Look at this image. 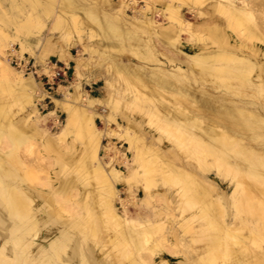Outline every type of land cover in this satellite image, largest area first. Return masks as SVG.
Returning <instances> with one entry per match:
<instances>
[{
	"label": "bare ground",
	"instance_id": "6f19581e",
	"mask_svg": "<svg viewBox=\"0 0 264 264\" xmlns=\"http://www.w3.org/2000/svg\"><path fill=\"white\" fill-rule=\"evenodd\" d=\"M162 1L166 8L161 11L153 3L154 0L148 1L151 2L150 5L141 6L137 0H103L116 9L120 19L118 23L107 12L93 5L81 3L80 0H63V5L70 8L68 11L72 13L70 18L75 28H78L75 11L77 8L83 9L85 16L89 17L87 19L96 28L99 27L104 36L123 35L127 41L134 43L130 46L119 41V44L114 45L120 50L130 46L138 61H116L114 65L117 73H125L123 75H127L126 82H132L129 84L133 85L134 96L128 98L126 103L130 108L136 105L147 118L131 119L128 118L129 115H124L128 122L124 127L110 112L102 114L97 110L99 105L107 103L117 107L118 102H115L113 92L110 91L109 97L86 93L80 81H76L70 85H59L62 97L54 99L57 107L66 111L67 118L58 132H51L47 120H58L56 109L43 114L36 107V94L44 90L43 83L24 68L16 70L11 57L5 52L9 42L17 41L22 48L18 53L20 56H24V51L34 54L29 38L39 35L45 25L35 30L37 24L34 25L32 13L27 12L26 18L20 22V26L25 29L24 39L18 34L13 36L0 26V93L7 89L10 90L8 95L11 93L16 102L19 97L22 98L20 104L16 105H20L18 111H12L11 104L0 97V264H171L161 251L173 248L171 253L175 252L173 242L182 236L180 229L183 234H199L205 243L203 250L196 254L195 261L184 262L180 259L177 264H264V248L250 250L247 242L254 240L256 236H264V101L261 100L264 97L259 96L264 91V49L255 44L251 52L234 48H220L210 52L205 45L196 42L202 40L196 34V27L200 24L207 25L205 29L216 38L215 41L226 40L229 34L220 28V24L224 22L242 24L240 28L244 24L248 26V34H257L260 39L257 38L264 42V31L258 28L261 23L257 20L256 24L254 20V5L251 8L256 1L251 4L252 0ZM258 1L257 7L263 2ZM184 4L193 8L196 15L203 17L200 24L183 16L181 7ZM129 5L134 11L133 23L147 37L156 40L154 46L148 38L124 26L121 19H128L125 10ZM257 38L254 40H258ZM43 45L63 61L75 60L77 79L81 78L83 69H88L84 68L87 66L86 60L80 55L75 57L68 48L51 46L49 39ZM13 51L16 53L15 47ZM36 55L42 59L45 71L51 75L48 60L43 59V54ZM218 58L226 62L216 67ZM230 73L243 82L241 85L253 88V92H245L248 88L242 89L234 85V82L232 84L234 76L231 79L228 76ZM112 82L109 84L114 85L117 79L114 84ZM118 96L119 94L116 97ZM97 117L106 122L105 128L99 127ZM112 119L117 123L116 128L110 127ZM143 122L150 125L155 122L158 131L163 129L162 131L170 134L172 129L176 130L177 133L172 134L176 137L172 140L176 144H160L152 139L147 142ZM74 130L77 134L75 136L84 140L82 147L85 146L83 151L86 152V155L79 157L76 166L78 170L86 173L89 171L95 176L98 185L92 184V188H82V192H78L77 188L80 186L77 185L76 178L72 179L66 174L65 177H59L55 184L51 183L49 190L25 183L32 163L27 160L29 157H22L19 147L27 142L32 143V140L29 141L30 137L36 136L44 138L48 145H55L60 141L64 142ZM113 135L123 137L128 143V149H134L133 157L138 163L137 167L129 164L126 154L117 149L115 142H110L108 146L103 143L105 136ZM156 138L162 140L160 136ZM65 146L69 152V146ZM27 149L30 151L28 146ZM111 151L114 155H111ZM164 155H200L203 158L206 155L213 156L217 177L227 180V185L231 184V191L229 185L220 186L217 179L215 182L209 174L200 173L187 163L178 164L174 160L165 162ZM36 158L43 162L41 155ZM74 158L67 153L56 160L67 170L68 161ZM115 162L125 164L128 171L124 172ZM210 162L211 160L207 163ZM81 177L85 178L84 173ZM44 181L49 184L50 179ZM118 182L128 184L127 198L122 196ZM159 182L164 186L153 190ZM139 183L142 184V193L147 199L156 195L158 198H165L167 204L175 203L178 206V214L168 211L169 209L166 211L174 220L171 228L164 230L162 218L154 217L152 213L139 208L141 205L137 204L135 196V186ZM166 185L169 187L166 188ZM173 186L175 190L172 195ZM69 192L76 196L79 210L75 209L76 212H70L71 215L67 217L53 203L61 207L66 203V206L72 207V198L68 200L65 197V193ZM117 201L122 203L123 210H119ZM226 203L230 205L232 212H228ZM131 206L139 209L132 211ZM187 206L193 210L188 211ZM101 232H107L106 242H110V248H105L106 243L98 247V242H101L98 238L103 235ZM235 232H238L237 235ZM154 234H158L156 240L159 242L146 245L145 241ZM230 242L240 245L236 249L240 256L235 255L233 260L229 259L230 251L234 250H229ZM251 251L255 258L250 260L247 255ZM221 256L224 258L219 260Z\"/></svg>",
	"mask_w": 264,
	"mask_h": 264
},
{
	"label": "rangeland",
	"instance_id": "374dc122",
	"mask_svg": "<svg viewBox=\"0 0 264 264\" xmlns=\"http://www.w3.org/2000/svg\"><path fill=\"white\" fill-rule=\"evenodd\" d=\"M57 1H58V3H57ZM148 1L149 0H137L139 6L145 5V4L150 5L151 2H148ZM253 1L254 0L250 1V4H251V2L253 3ZM255 1H256V3L254 2L251 5V8L254 5V8H252V11L255 14V16H254L255 19L254 20L256 21V24H257V20L260 21L259 23H261V25L258 23L260 25V26L258 25V28H260L259 30L264 31V19H263L264 18V12H263L264 11V4H263L264 0H259V1L255 0ZM257 1L258 2L263 1V2H260L262 4L259 3L258 4L259 6L257 7L256 6L257 5ZM20 2H21V0H6V1L0 0V26L3 27L9 33H11L13 36L18 34V35H20V37L22 39H24V35L23 34H24V30L25 29L22 26H20V22H22V20H24L28 14L32 13L33 19L35 21L34 25L37 24V27H35V30L38 29V27H40L41 25H43V24L45 25V27L43 28L42 32L39 35L32 36V37L29 38V41H31V45H32L33 49L35 50V53L33 54V52H31V51H24L23 54L27 58L33 59L37 64H40V71H39L40 75L34 74V76H35V78L38 81H41L43 83V89L44 90L40 91V93L36 94V98L35 99L37 101L36 102L37 103L36 104L37 109L40 112H42L43 114L48 112L51 109H56V113L58 114V120L57 121H55L53 118H49L47 120V125L49 126V129H50L51 132H55V133L58 132L60 130L61 126L64 124V122H66V118H67L66 111L62 110L61 107H57L56 101L54 99V98H61L62 97V90L59 89V85L60 84L70 85V84H72V83H74L76 81H80L82 89L86 93L96 94V95H100L102 97H109L110 91L113 92L114 93L113 94V98H114L115 102H118L117 107L115 105L114 106L113 105H108V103H107V105L106 104L99 105L97 110L100 113L103 112L102 114H105V113L109 114V112H110L111 116L113 114L112 117H114L116 119V121H119L123 127L128 125L126 117L125 118L123 117L124 115H126L127 117L129 115L128 118H131V119H136V118L139 119L140 117L141 118H143V117L145 118L146 117V116H144V114H142L143 111H140L136 105H135V107L132 106L133 108H130L131 106L129 107V104L126 103L128 98H130L131 96H134V94L132 92L133 85L129 84V83H132V82H129V81L126 82V80H125L126 78L125 77L127 75H123L125 73H123V74L117 73V71L115 70V65H114V63L116 61H118V62L119 61H121V62H127V61L128 62H132V61L137 62L138 61L137 56L132 52V49L129 48L130 46H132L131 44H134V43H131V42L127 41L123 35H105L104 36L102 34L101 30L99 29V27L96 28V25L93 22L91 23L90 19H87L89 17L85 16L86 13L84 12L83 9H79L78 10V8H77L76 10L78 11V13H77V11H75V14L78 16V28H75L73 26V22H72V20L70 18L72 13L70 11H68V10H70V8L63 5L64 4L63 0L62 1H59V0H43V1L42 0H38V1L37 0H27V1L26 0H22V2L21 3ZM33 2H34V4H32ZM80 2L84 3V4L93 5V6L97 7L98 9H100L101 11L107 12L109 15H111L113 17L115 22L120 21V19L118 18V14H117L116 9L114 7H111V6H108L107 4H105L103 2V0H80ZM127 2H130V0H127ZM174 2H177V0H174ZM153 3L155 4V6L161 8L160 9L161 11L164 8H166L165 5H164V2L162 0H154ZM35 5H37V6H35ZM130 5L126 8L127 10H125L126 11V17L128 19L123 18V19H121V21L124 22V26L125 27H128L129 29H132V30L134 29L137 33H140L142 36L148 38L150 40L151 44L154 46L156 40L154 41L152 38L147 37L145 35V33L141 29H138L135 26V24H134L135 22L133 21L134 11H133L132 6H130ZM34 6H35V8H34ZM188 6L189 5L184 4L182 6L183 8L181 7V12H182L183 16L189 17V18H191L192 20H194L195 22H198V23L202 22L203 17L200 16L199 14L196 15L197 13L193 11V8H191L189 6V8L191 9L190 10L188 8ZM81 10H83V11H81ZM201 10H204V8H201ZM255 11H256V13H255ZM27 12H28V14H27ZM3 14H5V15H3ZM39 14L40 15L42 14V15L40 16ZM194 17H195V19H194ZM69 20H70V22H69ZM66 22H67V24H66ZM48 23L50 24V26H49ZM79 23H80V25H79ZM118 23H120V22H118ZM55 24H57L59 27L57 25H55ZM81 24H83V25H81ZM232 24L231 23H225V22L220 24V28L225 29L226 32H228L229 37L226 40L219 41V42L215 41L216 38L211 36L206 31L205 28L207 27V25H202V24L197 25L196 34H197V36L202 37V40H198L196 42H198L200 45H205L206 48L210 49V52H211V50L218 51L220 48H222L220 50H223V49H230L231 50V49L234 48V49L244 50L246 52H251V49L254 47L255 44L260 45L264 49V42H262V40L261 41L259 40L260 38L257 36V34H255L256 36H254L253 34H251V35L248 34V31H247L248 26L243 24L242 28H240L242 24H240V25H238V24L236 25V23L235 24L232 23ZM54 25L56 26V28H55ZM89 25H90V27H89ZM49 27H51V29H49ZM65 30H66V32H65ZM80 34L82 36H80ZM60 36H61V38H60ZM184 36H187V35L184 34ZM249 36H250V38H249ZM251 36H252V38H251ZM105 37H106V39H104ZM254 37H256V38L258 37L259 39L257 38L258 40H254V39H256ZM47 39H49V43H50L51 46L53 45L56 48H58V47L59 48H61V47L68 48V50L71 51V53L75 57L80 55L86 60L87 66H84V68L86 67L88 69H83V73H82L81 78L77 79V77L75 75V67H76V64H77L75 60L68 59L66 61H63L62 59H59L55 55V53H53L50 49L44 48L43 44L46 42ZM245 40H246L247 43L245 42ZM103 41H105V42H103ZM119 41L121 43L122 42H126L130 46H128L125 50H120L118 46L114 45V44H119L120 43ZM99 42H101V43H99ZM193 42H195V41H193ZM209 42H211V43H209ZM9 43H10L11 47L9 46ZM9 43L5 47V49H7V50H5V52H6V54L8 56L12 57V55L15 53L13 51L14 47L16 49V53L17 54L19 53V51L21 52L22 48H21L20 44L17 41L16 42H9ZM55 43H56V45H54ZM86 44H87V46H86ZM157 44H160V43H157ZM191 44H193V43H191ZM90 45H91V47H90ZM87 47L88 48L90 47V48L88 49ZM81 48H83V49H81ZM206 48H205V50H207ZM91 50H95L96 52L95 51L92 52ZM102 51L105 53V55H104V53ZM36 54H43L44 55L43 59H46L48 61L49 60H53V61L57 60V61H59V63L61 65H68L69 66V68H68V77L65 78V79H60V78L52 79V78H50V80L48 81L47 77L44 74V73H47V72L44 69V65L42 63V59ZM128 56H129V58H128ZM216 61H218V62H216V67L221 66V65H223V63L226 62L225 60L219 59V58L216 59ZM12 65L15 67L16 70L20 69L18 67L16 68V65L14 63H12ZM232 70H234V69H232ZM114 72H115V74L117 76L114 74ZM96 76H97V78H96ZM111 76H112V78H109ZM216 76H217V74H216ZM228 76H230L231 79H232V77L234 75H232L230 73V74H228ZM250 76H251L250 78H252L253 73H251ZM50 77H52V73H51ZM234 77H233V79L231 81L232 84L235 83L234 85H237V87H242V89L248 88V89L245 90V92H247V91L250 92V93L253 92V88H251L248 85H245V86L241 85L243 82L240 81L239 78L237 79L236 77L235 78ZM116 79H117V82H116ZM111 80H114L116 83L114 81L112 82ZM122 80H125L126 84H124L125 82L124 81L122 82ZM237 80H239V81H237ZM106 82H107V85H106ZM109 82H112L113 84L114 83L115 84L114 85H110ZM2 83H4V82H2ZM120 83H122V84H120ZM108 84H109V86H108ZM238 85H241V86H238ZM114 87H115V89H112ZM124 87H126V89ZM1 91H2V89H1ZM9 91L7 89L2 91L0 93V97H2L6 101H8L9 104H11V108L13 109L12 111H16V110L18 111L20 105H18V106H16V105L20 104V102L22 101V98L19 97V99L16 102V100L13 98L14 96H12L11 93L8 95ZM129 91H131V92H129ZM115 93L119 94V96L116 97L117 94L115 95ZM260 95L261 96L263 95V97H264V91H263L262 94L260 93L259 96ZM167 97L168 96H166V98ZM8 98H10L9 99L10 101L8 100ZM70 98L73 100L72 97H70ZM118 99H119V101H118ZM261 100L264 101V98L261 99ZM124 102H125V104H124ZM116 110H118L117 113H116ZM131 114H133V116ZM116 121L114 122L113 119H112V121L110 122V127L116 128L117 127ZM97 123H98L100 128H105L106 122L104 120H102L101 118L97 117ZM146 123L147 122H145V123L143 122L144 129H146L145 137H146L147 142H149V140L152 139V141H155L156 143L159 142L160 144H162V143H166L168 145L171 144V143L172 144H176L175 141H172L174 138L176 139V137L174 135H172L173 132L177 133L176 130L172 129V131H171L172 134L168 133V131H167V133H166V131H162L163 129L162 130L159 129V131H160L159 132L158 131V127H157L158 126L157 123L154 122L153 124L151 123V125H150V123H147V124ZM29 132H31V131H29ZM75 132H76L75 130L73 131V133L71 132L66 137L64 142L60 141V142H58L55 145H48L45 142L44 138L36 136V137H30L29 141L31 142V140H32V143L27 142V143H25V145L23 144V146L19 147L18 150H19V152H21V154H23L22 157H24V158H28L29 157L27 160L29 161L30 164L32 163V166L29 168L31 171L27 174L28 177L26 176L25 183H27L28 185L33 186V187L37 186V187L49 190L50 187H52L51 183L55 184L57 182V180L59 179V177L62 178V177H65V176L68 175V176L72 177V179L76 178L75 180H77V185L80 186V188L79 187L77 188L78 192L81 191L82 188L83 189L86 188V187L87 188H89V187L92 188V184L98 185V184H96L95 176H93L89 171H87V173H86L83 170L82 171L78 170L79 169L77 167L78 166L77 163H79L78 159H79V157L81 158L83 155H86V152L83 151V149H85L84 148L85 146L82 147L83 144H84L83 143L84 140H81V139H79V137L75 136V135H77ZM157 136H160L162 140L161 141L158 140L156 138ZM172 136H173V138H172ZM169 137L171 139L168 140ZM110 142H115V145H116L117 149L119 151L124 152L126 154V160L129 162V164L131 163L130 164L131 166H134V167L138 166L137 165L138 163L136 162L135 157H133L134 149H128V143L124 140L123 137L120 138L117 135H113V137L112 136H110V137L109 136H105L104 139H103V143L106 146H108ZM66 144H67V146H69V152H67L68 150L66 149V146H65ZM62 145H64V146H62ZM27 146H28V148H30V151H28L29 149H27ZM57 146H59V147H57ZM64 152H66V153H64ZM28 153H29V155H28ZM67 153H68V155H73V158L74 157L75 158L72 159L71 161H68L69 163H67V165H66L67 166V168H66L67 170H65V168H63V165L61 164V162L56 160V158H61V155H63V154L66 155ZM43 154L46 155L47 157L45 156L46 157L45 158ZM35 155H36V157L41 155L45 160L42 158L43 162H41V159H37L36 157H34ZM111 155H114L113 151H111ZM173 156L174 155H168V156L164 155V157H163L164 161L165 162H168V161L170 162V160L171 161L174 160L173 162H175V163L177 162L178 164H180V163L186 164L187 163L188 166L194 168L198 172L205 173L207 175L209 174L208 176L212 177L215 182H216V179H217V183L220 186H228L229 185V188H230L229 191H231V188H232L231 184L228 183V185H227V182H228L227 180H223V179L217 177V175H216V162L213 161V156L206 155V156H204V158L201 157L200 155H195V156L194 155L193 156L192 155H190V156L189 155H175L174 157ZM199 157H201V158H199ZM49 158H50V160H48ZM202 159L204 161H202ZM209 160H211V162H210L211 165L209 163H207ZM50 161H51V163H50ZM213 163H214V166H212ZM47 164L49 165V167H48ZM115 164H116V166L121 168L124 172L128 171L127 167L125 166V164H118L116 162H115ZM135 164H136V166H135ZM41 166L44 167V168L42 169ZM58 166H59V168H58ZM46 169H48L49 172L46 171ZM83 173H84L85 178L81 177V175ZM64 174H66V175L64 176ZM46 175H47V177H45ZM38 177H41V179H39ZM80 177H81V179H80ZM34 178H35V180H34ZM42 178H45L44 180L50 179L49 184H46L45 181ZM158 178H159V176H158ZM36 180H37V183L38 182L41 183L40 186H39V183L37 185V183L35 182ZM40 180L43 181V182H41ZM81 184H82V186H81ZM117 186H118V188L120 190L122 189L121 190L122 196L124 198H127L128 191H126V190H127L128 184H126L124 182H122V183L118 182ZM163 186H164V184H162V182H159L158 186H156L155 188L153 187V190L158 189V187L162 188ZM167 187H169V186L166 185V188ZM141 188H142V184H140V183L135 186V196L137 198V204L142 206V207L140 206L139 208L141 210H143V211H146V212L148 211L149 213H152L154 217L162 218L161 221H163L164 224H165V227H164L165 229L164 230H166L167 228H171L172 225H173V221L174 220H173V217L170 214L168 215V213L166 211H167V209H169L168 211L172 210L174 213L177 212L176 214H178L179 213V209H177L178 206H176L175 203L167 204V202H166L167 200L165 198H158V197H156V195L154 197H151V199L150 198L147 199V197L144 195V193H142L143 192V188L142 189ZM174 190H175V186L172 187V195H173ZM69 193H65V197L66 198L68 197V200H69V198H72V201H70V202L72 204V207H74V208H72L71 206L69 207V205L66 206L65 205L66 203L64 204V207L63 206L61 207L60 205H57V204L53 203V206H56V208H58L60 211H62L63 214L65 216H67V217L70 216L73 211H74L73 212V214H74L76 212L75 209L79 210V208H78L79 205H77V202L75 201L76 196L72 195L73 192H69ZM80 195H81V193H80ZM157 203H160L161 205L157 204ZM117 206H118L119 210H121V209L123 210V205H122V203H120V201H117ZM226 206H227L228 212L229 213L232 212V208L230 207V205L228 203H226ZM66 207H68V208H66ZM139 208L131 206L132 211H136ZM187 210L190 211V210H193V209L190 208V206H187ZM194 224L196 225L197 222L194 223ZM102 232H104V231H102ZM102 232H101V234H103L104 236L100 235V237L98 238L99 240H101V242L100 241L98 242L99 243L98 247H100V245L103 246L104 245L103 243H106L107 245H106L105 248H110V246H111L110 242H106L107 232H105L106 234H104ZM237 233L238 232H235V235H237ZM180 234L182 235V236H180V239L178 238V239L175 240L173 238L174 239L173 247H175L174 248V250H175L174 253H171L173 251V248L171 249L172 251L171 250L170 251L169 250H162L161 251V252L166 254V256L169 258L171 264H177L180 261V259L182 261H184V262L185 261L186 262L195 261V259L197 258V255L199 254V252H201L203 250V247H204L203 245H204L205 242H204L202 236H200L199 234L195 233V235H194V234H191L190 232L183 234V231H181V229H180ZM157 235L158 234H154L153 236H151V238L149 240H146L145 241L146 245H150V244L159 242V240H156V237H158ZM102 239H104L103 240L104 242L102 241ZM231 242H230L229 250H233V249L234 250H233V252L230 251L231 255L229 256L230 257L229 259L233 260L232 258H234V257L236 258V256H240L239 253H236V252L239 251V250L236 251V249H239L240 245L232 243L233 244V246H232ZM247 242H248V245L250 244L249 245V249L250 250L251 249H256V248H259V247L260 248H264V236H258V237L256 236V238L254 240H252L250 242L247 241ZM237 246H238V248H237ZM234 253H236V254H234ZM251 253H252V251L247 255L250 260L255 258V257H252ZM223 258L224 257L221 256V257H219V260H222Z\"/></svg>",
	"mask_w": 264,
	"mask_h": 264
},
{
	"label": "built area",
	"instance_id": "2783aa9c",
	"mask_svg": "<svg viewBox=\"0 0 264 264\" xmlns=\"http://www.w3.org/2000/svg\"><path fill=\"white\" fill-rule=\"evenodd\" d=\"M12 63L16 65V67L22 69H26L33 74L40 75V64H37L33 59L27 58L26 56H20L17 53H14L11 57ZM49 66L51 67L52 70V77L48 73H44L45 76L47 77L48 81L50 78L56 79H65L68 77V65H61L59 61H53L49 60L48 61Z\"/></svg>",
	"mask_w": 264,
	"mask_h": 264
}]
</instances>
